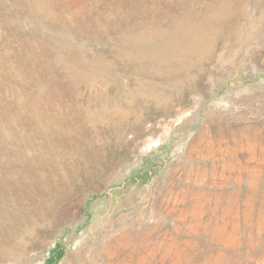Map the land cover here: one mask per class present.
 I'll return each mask as SVG.
<instances>
[{"label": "rangeland", "instance_id": "1", "mask_svg": "<svg viewBox=\"0 0 264 264\" xmlns=\"http://www.w3.org/2000/svg\"><path fill=\"white\" fill-rule=\"evenodd\" d=\"M0 264H264V0H0Z\"/></svg>", "mask_w": 264, "mask_h": 264}]
</instances>
